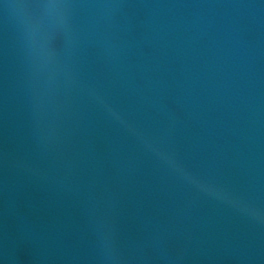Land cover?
<instances>
[{
    "label": "water",
    "instance_id": "water-1",
    "mask_svg": "<svg viewBox=\"0 0 264 264\" xmlns=\"http://www.w3.org/2000/svg\"><path fill=\"white\" fill-rule=\"evenodd\" d=\"M0 264H264V0H0Z\"/></svg>",
    "mask_w": 264,
    "mask_h": 264
}]
</instances>
